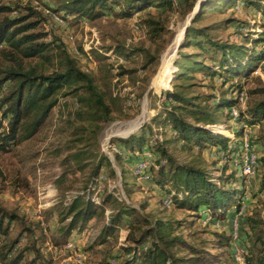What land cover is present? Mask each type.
<instances>
[{"label": "trees", "instance_id": "obj_1", "mask_svg": "<svg viewBox=\"0 0 264 264\" xmlns=\"http://www.w3.org/2000/svg\"><path fill=\"white\" fill-rule=\"evenodd\" d=\"M176 0H54V5L45 6V11H37L27 5L25 13L10 16L20 10L18 6L0 4V152L11 151L21 142L33 138L46 123L59 97L72 96L77 107L73 112L78 131L93 133L94 129L112 119V106L118 105L119 93L114 91V83L120 78L131 77L136 70L126 69L118 64L112 71L109 64H103L105 73L102 85L92 72L82 70L78 59L72 56L59 39L47 40V33L41 24L44 17H57L63 21H94L109 14L120 18L138 17L135 22L141 25L149 37L154 39L166 31L161 13L174 7ZM185 4L184 13H192L185 26L183 36L173 63L177 70L171 90L160 95V109L154 114L150 125L141 126L138 132L116 141L125 153L114 154L119 165V183L126 197L115 210L106 216L98 234V243L103 244L118 232L122 222L127 221L121 249L122 259L117 264H234L230 257H223L229 250L230 234L224 230H213L208 240L211 252L205 241L188 242L182 235L183 229L191 222L160 216L147 210L148 202L137 206L127 203V199L139 188L138 176L133 174L129 164L144 151L151 153L150 165L145 171L147 181L161 192L164 208L175 207L186 210L199 220L208 219L216 226L233 221L244 204L245 176L238 175L240 166L231 168L225 162L218 168L220 173L213 176L203 165V149H216L226 157L239 155L244 137V124L253 127L264 120V87L248 90L250 96L260 94L258 100L247 101L246 107L231 116L230 109L238 103V95L246 80L264 60V0H181ZM237 3L260 15L257 24L227 17L209 24H199L210 13L232 11ZM155 9V12L150 9ZM115 9H118L117 11ZM232 13V12H231ZM240 23V24H239ZM230 25H235V37L221 39L215 33ZM260 28L259 32L243 29ZM137 51L145 57L143 69L155 61L146 50L130 49L124 46L105 48L104 52L89 50L100 61L111 55L125 60ZM209 79L207 84H198L196 75ZM169 82L172 75L168 76ZM209 92L196 91L205 86ZM120 109V108H119ZM225 119H233L239 127L232 130V136L220 132L219 126ZM77 137V136H76ZM91 136H86L90 139ZM83 136L75 140L81 141ZM255 141L249 136V144ZM264 146V144H263ZM232 147V148H230ZM197 156L190 161H179L173 150ZM253 149V148H252ZM224 156V157H225ZM84 152H70L64 172L83 170L86 167ZM219 157L216 162H221ZM264 169V155L257 156V166ZM73 170L68 167H72ZM111 168L110 159L103 154L95 156L88 180L78 193L66 202L65 214L61 221L68 219L62 228V235L69 239L73 231L84 230L96 217L104 212L105 204L116 202L117 192L109 188L99 193L100 171ZM68 168V169H67ZM110 172L113 173L112 169ZM239 181L238 185H234ZM137 187V188H136ZM260 192H264V172L260 178ZM170 196V206L164 198ZM98 198V201H97ZM147 210V211H146ZM238 218V217H237ZM18 216L0 206V263L21 264L27 248L17 251L22 233L10 237ZM241 234L236 239L242 247L243 264H264V215L255 210L242 218ZM233 233V231H232ZM233 236V235H232ZM207 244V245H208ZM33 250L36 249L33 246ZM231 254V253H230ZM37 257L29 260L36 264Z\"/></svg>", "mask_w": 264, "mask_h": 264}, {"label": "rangeland", "instance_id": "obj_2", "mask_svg": "<svg viewBox=\"0 0 264 264\" xmlns=\"http://www.w3.org/2000/svg\"><path fill=\"white\" fill-rule=\"evenodd\" d=\"M199 1L201 0H197V2ZM0 4L22 8L19 12L17 10L10 13V16H16L25 13L23 7L27 5L37 11H45V6L54 5V0H0ZM184 9V2L176 0L172 10L161 13L159 16L166 31L153 40L149 39L146 30L141 25L135 23L138 20L137 16L124 19L109 14L94 21L72 19L63 21L57 17H52V19L44 17L45 21L41 27L47 33V40L59 38L65 44L67 51L78 59L81 69L95 74L100 86L105 73L104 69L107 68L103 64L111 66L110 73L117 71V69H113V66L118 64L126 69H135L136 72L131 77L124 76L118 82H113L115 84L114 91L117 90L119 93L120 101L116 106L111 104L112 119L103 123L99 129H94L93 133L75 129L80 122L73 119V112L77 107L76 100L72 96H60L57 106L33 138L19 143L11 151L0 152V206L18 216V220L10 232V237L13 238L22 233L23 237L15 250L27 248L21 264H29V260L34 256L37 257L36 264H117L122 259L121 247L124 244L123 238L128 228L127 221L122 222L115 236L105 243L99 244L97 236L105 223L106 213L110 214L120 202H125V200L105 204L103 214L96 217L84 230L73 231L69 239H65L62 235V228L68 219L61 221V218L65 214L66 202L84 187L92 163L98 154L106 155L110 159V169L113 171L111 173L110 169L105 167L101 169L99 185L103 187L104 192L109 188H113L117 193L121 191L119 165L114 158L115 153L112 148L109 149V146H115L118 149L116 153L124 156L125 153L120 149L116 141L117 138H124L131 133L138 132L143 125H150L152 130H156L150 119L160 109L161 92L171 90L174 72L177 70L173 61L177 57L179 42L192 14L191 12L185 14ZM150 11L155 12V9L152 8ZM227 17L237 18L239 21L252 25L260 21V15L257 12L246 9L242 3H237L232 11L212 12L199 24H209ZM235 29V25H230L216 32L215 36L221 39L234 38ZM243 30L259 32L260 28L251 27ZM113 46L146 50L150 56L156 59L143 69L145 57L142 51H137L135 55L126 60L120 56L111 55L104 62H100L94 54H88L90 49L104 52L105 48ZM170 73L172 80L169 82ZM196 76L195 81L198 84L209 82V79L200 74ZM242 82L246 93L248 90L264 87V60L260 61L252 75ZM196 91L206 93L209 92V88L206 85L199 86L196 87ZM262 97L260 94L250 96L248 93L243 107L234 105L237 108V113L239 109L246 107L247 101L258 100ZM221 125L220 132L230 136H232V130L239 127V124L233 119H225ZM247 127L249 128L248 141L249 136L255 141L253 147H250L251 150L258 157L264 155V120L253 127ZM76 136H83L85 139L70 141L75 140ZM86 136L91 137L86 139ZM77 150L84 152L86 167L75 172H64L66 170V161L64 160L70 152ZM215 150L214 148L203 149L202 153L206 158L203 164L205 168L213 176H218L220 173L218 168H221L226 162L231 168L240 166L238 173L240 176L244 153L243 142L239 155L234 153L231 158ZM145 152L147 151L138 155L133 163L129 164V167H133L136 161L145 159ZM173 154L179 161H190L193 156H197L195 155L197 149L194 150L193 155L178 148L173 150ZM219 157L223 160L214 163V160ZM71 166L68 168L73 170V165ZM263 172L264 169L259 164L256 167L255 176L250 178L245 176L246 191L243 202L245 210L242 215L238 216L241 226H244L241 219L252 214L255 210L264 215V192L258 190ZM147 180L138 177L136 183L139 189L127 199V203L137 206L145 200L148 202L147 210H151L155 214L174 219H185L186 222L194 220L190 227L183 229L182 235L188 242L205 241V245L209 248L211 245L208 244V240L213 239L209 232L224 230L230 234L231 244L227 253L223 252L222 256H229L234 264H243L241 258L243 249L238 240L232 236L233 224L224 222L218 227L208 219L197 221L186 210L176 209L173 206L164 208L160 201L163 197L161 192L151 183L145 182ZM238 182L235 181L234 185H238ZM244 228L246 227L244 226ZM239 233L241 234V231L237 223V235ZM210 251L217 252L218 250L210 248ZM6 262L3 261L0 264H6Z\"/></svg>", "mask_w": 264, "mask_h": 264}, {"label": "built area", "instance_id": "obj_3", "mask_svg": "<svg viewBox=\"0 0 264 264\" xmlns=\"http://www.w3.org/2000/svg\"><path fill=\"white\" fill-rule=\"evenodd\" d=\"M238 103L237 105L239 106H244L247 100V93L243 90L239 93L238 95ZM230 113L233 116L237 115V108L235 106H232L230 109ZM219 127H222V125H220ZM244 137H243V158H242V168H241V175L243 176H247L248 178L255 176L256 174V166H257V156L256 153H254L251 150V146L249 144L248 141V134H249V128L247 127V125L244 124ZM113 150V153L118 152V149L115 146H109V149ZM144 158L145 159H140L138 161H136L134 163V166L132 167V171L133 174L138 176L139 178H147V175L145 173V171L148 169V166L150 165V158H151V153L150 152H145L144 153ZM104 189L102 186H99L98 188V192L99 193H103ZM116 197L119 201H124L126 200L125 195L123 194V192H119L116 194ZM98 201V198H97ZM164 204L166 206H170L172 203L171 197L170 196H166L164 198ZM245 210V205L243 204L240 209L237 212V215L233 221V225H234V230H233V237L234 239L237 237V217L242 215L244 213ZM108 215V212L106 213V216ZM238 259H240V257H238Z\"/></svg>", "mask_w": 264, "mask_h": 264}]
</instances>
